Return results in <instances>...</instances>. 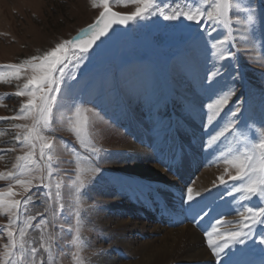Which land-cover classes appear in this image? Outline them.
Segmentation results:
<instances>
[{"label":"rangeland","instance_id":"obj_1","mask_svg":"<svg viewBox=\"0 0 264 264\" xmlns=\"http://www.w3.org/2000/svg\"><path fill=\"white\" fill-rule=\"evenodd\" d=\"M195 2L153 0L152 11L162 8L170 12L177 5L186 8ZM243 2L256 8V23L253 27L256 35L260 36L264 0ZM110 4L112 8L125 13H131L137 7L132 3L124 6L123 0H110ZM101 10L93 8L90 0H0V65L18 64L34 55H43L57 43L76 36L96 19ZM212 27L207 21L196 24L183 17L165 20L159 13L145 19L139 18L135 26L137 41L126 43L122 54L98 60L87 53L78 67L73 61L66 69V73L74 75L75 79L66 80V84L72 85L71 90L62 85L63 92L59 100L65 107L57 112V120L61 114H70L66 106L72 102V98L82 102L84 107L94 108L104 120L92 129L95 142L102 149L93 163L102 169V173L100 178L94 179L82 190V238L85 246L81 255L86 264H109L111 260H116L117 264H128L141 260L142 257L135 256L131 250L119 244L128 242L137 246L160 237L152 232L156 226L171 231L186 227L189 225L185 219L188 216L186 210L191 203L195 207L211 197L212 203L199 215L203 216L202 220L209 217L213 219L212 223H208L210 230L217 220L221 221V231L243 227L240 213L248 207L264 206V200L259 197L241 200V194L232 191L234 186H239L240 181L228 180V175L224 173V169L229 167L224 163L229 147L235 149L240 146L233 136L226 134V139L222 137L212 146L207 143L230 120L235 121L238 129L245 132L249 140L253 136L258 139L260 130L264 129V59L260 58L261 41L257 40L255 45L241 42L236 46H228L236 52V58L219 60L212 55L211 43L223 38L226 32L222 26H216V31H212ZM234 28L240 29L242 25L234 24ZM217 69L220 75L211 77V72ZM24 82V76L20 80L0 82V117L18 114L21 103L27 97H17L14 93L18 86L22 88ZM230 89L236 95L231 97L219 116L209 123L208 116L211 113L207 105L215 103ZM237 105L240 106V112L233 117L232 112ZM17 123L30 121L0 119V172L13 171L16 156L27 150L15 140L16 133L20 131L13 127ZM55 135L85 154L70 132L61 129ZM130 144L149 151L155 161L152 163L161 167L162 174L171 175V182L165 183L158 179L148 185L140 181L139 175L128 167L132 164L129 159L135 157ZM59 153L57 175L52 183L59 179L65 185L61 202L66 206L57 215L55 228L50 225L47 229L56 236L52 249L54 262L48 261V254L40 249L38 264L41 261L44 264H75L72 260L75 248L68 243L74 236L72 228L75 225L69 192L75 164L63 145ZM179 163L191 172L189 177L175 176L178 173L173 167ZM229 171L235 174V169L229 168ZM222 175L226 184H220L217 179ZM207 178L210 181L204 183ZM10 183L14 185L15 191L22 193L14 180L8 179L0 180V191H4ZM34 184L38 185L39 182L34 181ZM159 187L165 189L161 192L162 196L155 194ZM188 187L201 193L191 202L187 200ZM48 191L37 186L30 193L23 194L32 195L33 202L28 205L27 213L21 212V220L28 214L43 213L47 204L52 202L46 197ZM16 198L23 197L18 195ZM132 198L133 204L130 203ZM115 200L119 201L112 203ZM133 207L138 214H131ZM227 207L230 212L226 211ZM172 208L177 211L174 212L175 216L169 212ZM182 209L185 210L184 215L180 214ZM43 218L51 219L48 213H44ZM40 219L37 216L33 224ZM113 219L122 224L132 221L138 228L145 226L146 229L143 232L132 230L115 242L116 234L110 233L108 229L111 224L109 221ZM6 223L7 215H0V252L7 242L6 233L2 231ZM247 223L251 228L250 237L244 244L231 246L223 256L230 255L231 251L233 256L240 249L243 251L235 259L249 261L246 264H255L256 259H262L264 263V244L260 243L264 236V224ZM132 227L130 225L129 228ZM248 230L244 228V231ZM201 234L204 235L203 232ZM39 235L35 227L29 230L30 246L35 240L37 243L34 246L39 247Z\"/></svg>","mask_w":264,"mask_h":264},{"label":"snow or ice","instance_id":"obj_2","mask_svg":"<svg viewBox=\"0 0 264 264\" xmlns=\"http://www.w3.org/2000/svg\"><path fill=\"white\" fill-rule=\"evenodd\" d=\"M93 8L102 9L96 20L86 28L79 31L71 39L57 43L53 48L45 51L43 55H34L18 64L0 65V82H11L12 79L20 80L25 77L22 88L14 93L17 97H27L21 103L18 114L12 117H0V119H10L13 121H30V123H17L13 127L18 129L15 136L17 143L22 144L24 149L22 155L16 156V163L12 165L13 171L0 172V180H14L15 186L22 189V193L14 190L13 184H8L4 191H0V215H7V223L3 225L2 231L6 233L7 242L3 244V251L0 252V264H38L37 254L40 249L48 254V261L54 262L52 253L56 242L54 232L47 231L49 226L55 228V219L58 214L65 209L62 201V189L65 187L59 179L53 184L52 180L56 173V166L60 160L59 149L64 146L65 151L70 152L75 164L74 179L71 180L69 192L72 197L71 210L74 213L75 225L72 228L74 236L68 241L74 246L72 260L75 264H86L85 258L81 255L85 241L82 238V210L84 202L82 190L94 179L100 178L102 169L93 163L95 157L102 151L96 144V137L93 134L97 124L103 123V117L94 108L84 107L82 102L72 98L68 104L69 115L61 114L57 120V112L65 107L60 104L59 97L63 92L62 85L69 90L71 84H66V80H74L75 76H69L66 69L69 64L75 61L78 67L86 54L92 49L97 41L108 36L110 30L115 25H127L129 21L137 18L145 19L150 15H162L165 20H178L181 17L188 21L200 24L202 21L209 22L216 31V26H222L226 34L223 38L215 39L211 43L212 55L219 60H232L236 58V52L228 46H236L241 42L256 44L261 41V59H264V5L262 8V31L260 36L256 35L254 25L256 23L257 10L251 4H245L243 0H196L191 7L181 8L177 5L170 12H165L162 8L152 11L153 0H123L124 6L129 3L137 5L131 14H121L113 11L110 0H90ZM234 24H241L242 28H234ZM238 33V35H234ZM211 36V32L208 33ZM211 77L220 75L219 69L211 72ZM234 90L230 89L224 93L215 103H209L210 110L208 122L211 123L219 116L222 109L229 103ZM240 112L237 105L232 116L236 117ZM245 128L248 126L245 124ZM66 130L73 134L80 149L85 154L78 151L75 146H70L67 141L57 138L55 133L59 130ZM226 134H231L239 147L233 149L229 147L228 155L224 156V163L229 167L224 169L228 175V180L240 181L239 186H234L232 191L240 193L241 200H249L252 197H259L264 200V129L260 130L259 138L255 136L249 140L247 134L238 129L235 121H228L215 135L208 140V145L212 146ZM243 138V140H241ZM15 151V149H12ZM229 168L235 169V174H231ZM220 184H226L224 176L217 178ZM38 181L39 184H34ZM47 188V199L52 201L44 208L43 213L35 215L28 214L23 220L20 219L21 212L27 213L28 205L33 202L32 195H26L34 187ZM215 187V182L213 183ZM55 189L53 192L52 189ZM231 194V193H229ZM20 195L23 198L17 199ZM187 200L193 201L201 195L194 192L192 187L186 189ZM203 209H200L202 211ZM188 216L194 221L200 213L191 204L186 210ZM44 213H48L51 219H44ZM40 216L38 223L33 221ZM244 221L243 227L221 231L217 220L211 231H205L207 246L211 249L214 257L219 258L225 250L236 244H244L250 237L251 228L248 221L253 224H264V206L259 208H246L240 213ZM203 219V217L201 218ZM35 227L39 230V247L34 246L37 241L33 240L30 246L28 239L29 230ZM248 228V231H244ZM264 244V236L260 240ZM39 264H44L43 261ZM222 264H242L240 260L229 255L227 261Z\"/></svg>","mask_w":264,"mask_h":264},{"label":"bare ground","instance_id":"obj_3","mask_svg":"<svg viewBox=\"0 0 264 264\" xmlns=\"http://www.w3.org/2000/svg\"><path fill=\"white\" fill-rule=\"evenodd\" d=\"M129 147L131 149V152L135 153V157L129 159V161L132 164L129 165L128 167L131 170H133V172L139 175L140 181L148 185L153 184L158 179L163 180V182L165 183L171 182L170 181L172 178L171 175H167L166 173L162 174L163 172L161 171L162 170L161 167L156 165V163H152L154 160H153L152 155L149 153V151L138 148V146H134L133 144H130ZM136 149L138 150L137 153H136ZM177 167L175 168L173 167V169H175L176 172L178 173V174H175V176H178V177L188 176L189 177V174L191 172H189V170L185 167V165H183L182 163L181 164L179 163ZM148 175L151 176V178ZM144 179L146 180V182ZM207 179L204 180V183L210 181V179L208 180ZM163 189L164 187H159V189H157V193L155 194L162 196L161 192ZM178 192L181 194L180 190ZM118 201L119 200H115L112 203H115ZM121 201L122 200H120V202ZM130 203L132 204L134 203L133 198L131 199ZM210 203H212L211 197L208 200L204 201V203L197 204L195 208L197 211L204 213L206 206H208ZM134 206L138 207L136 205ZM135 207H133V211L131 214H138V211ZM200 209H203V210L200 211ZM229 210L230 208L227 207L226 211L230 212ZM184 211L185 210L182 209L180 214L184 215L183 213ZM169 212L170 214H173L175 216L174 212H177V211L176 209L172 208L170 209ZM176 216L178 217L179 215H176ZM202 217L203 216H199V219H196L195 217V220L193 221L190 216L188 217L186 215L185 219L188 220L186 221L189 223V225H187L186 227L177 229V231L176 230L171 231L166 228H160L156 226L152 232L155 234H159L160 237H157L155 239H150V241H147L146 243L138 244L137 246L132 243H128V242L119 244L121 245V247H126L129 250H131L135 256L142 257L141 260L136 261L134 263L133 262L128 263V264H174V263L175 264H188L189 262H191L189 264H215V263L222 264V261H224L225 259H228L227 256L229 255L223 256L224 253H222L219 258L213 256L211 249H209L207 246V240H206L205 235L201 234L202 232L205 233L206 230L211 231L212 229L210 230V228H208L206 220H202L201 219ZM109 223L112 224V225L109 224L110 225V227H108L109 232L116 234L114 236V241L116 240L115 242H118L119 238L124 237L126 234L130 233L132 230L137 229L143 232L146 229L145 226L138 228L137 224L132 223V221L129 224L128 223L122 224L118 222L117 220L115 221L113 219L109 221ZM130 225L131 227L132 226L133 227L129 228ZM227 250H229V248L226 249L225 251ZM230 255L232 256V251ZM222 257L225 259H222ZM109 264H117V261L111 260Z\"/></svg>","mask_w":264,"mask_h":264},{"label":"water","instance_id":"obj_4","mask_svg":"<svg viewBox=\"0 0 264 264\" xmlns=\"http://www.w3.org/2000/svg\"><path fill=\"white\" fill-rule=\"evenodd\" d=\"M112 9L113 11L119 12L121 14H131L117 11L114 8ZM138 19L139 18L129 21L127 25H115L113 29L110 30L108 36L102 37L101 41H97V43L93 45L92 49H90L88 53L92 54L98 60L119 56L126 43L137 41V37L135 35V25L137 24Z\"/></svg>","mask_w":264,"mask_h":264},{"label":"trees","instance_id":"obj_5","mask_svg":"<svg viewBox=\"0 0 264 264\" xmlns=\"http://www.w3.org/2000/svg\"><path fill=\"white\" fill-rule=\"evenodd\" d=\"M122 54V53H121Z\"/></svg>","mask_w":264,"mask_h":264}]
</instances>
